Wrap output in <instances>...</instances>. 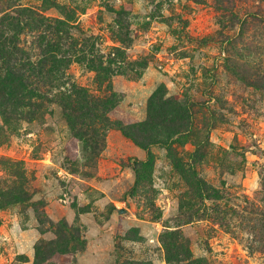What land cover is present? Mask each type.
<instances>
[{
  "label": "rangeland",
  "instance_id": "374dc122",
  "mask_svg": "<svg viewBox=\"0 0 264 264\" xmlns=\"http://www.w3.org/2000/svg\"><path fill=\"white\" fill-rule=\"evenodd\" d=\"M24 7L67 20L62 47L108 68L100 82L72 62L69 83L114 94L108 118L162 143L132 190L147 153L118 128L92 125L95 154L56 103L0 111V264L63 247L62 222L84 243L43 264H264V0H0V17ZM0 28L32 58L51 32Z\"/></svg>",
  "mask_w": 264,
  "mask_h": 264
},
{
  "label": "trees",
  "instance_id": "16d2710c",
  "mask_svg": "<svg viewBox=\"0 0 264 264\" xmlns=\"http://www.w3.org/2000/svg\"><path fill=\"white\" fill-rule=\"evenodd\" d=\"M13 6V4L6 5L5 10L10 9V12ZM15 12V16L4 14L0 17V25L3 29L12 26L11 29H13L14 35L11 37L19 35L28 27L31 29L35 28V26L40 28L41 25L44 26L45 30L50 29L51 32L48 31V35L44 32L36 36L37 51L35 55L37 57L32 58V55L27 54L24 49L16 47L12 41L6 43L7 38L4 39V33L0 31V60L3 62V67L0 69V111L8 112V116H4V121H7V124L11 121L10 113L11 116L19 115V113L16 114L17 107L21 109L36 107L39 110L45 101L56 103L61 106L74 137L84 145V150L88 148L90 152L93 151L95 154L102 149V134L98 130L93 129L92 125L96 122H101L105 127L118 128L147 153L144 161L135 158L131 163V168L136 176L132 190L137 189L143 179V171H148L153 164V156L149 149L150 145L152 143L160 144L162 141L153 137L152 128L146 129V133L143 136L137 135V137L135 135L137 133L136 126L123 125L120 121L112 122L108 118V113L114 108V104L117 103V97L114 94L107 97V99L95 98L89 95L84 88L73 82L69 83L66 77V69L72 62L86 64L85 66L96 72L97 79L100 82L108 75L109 71L99 61L100 59L93 58V55H91L93 57H88V54L82 49L81 51L85 54L77 53L76 46L78 41L76 39L67 48L62 47L63 38H69V26H72L67 20L53 19V24H50L48 21L50 19L44 17L36 10L32 11L24 7L15 8ZM38 21L42 24L37 23ZM30 113L31 109L19 118L30 115ZM185 120L189 122L188 118H185ZM61 224L56 234L60 237L59 243H64L63 247L48 249L51 243L49 242L46 250L41 251L43 246L38 245L35 251V264H43L55 253L68 252L69 246L74 249L77 242L80 244L84 243L78 236L71 235L74 233L69 230L66 223L62 222ZM179 258L168 259V261H176L178 263L179 260H184L183 257ZM116 264L145 263L124 261ZM186 264H198V262L190 260Z\"/></svg>",
  "mask_w": 264,
  "mask_h": 264
},
{
  "label": "water",
  "instance_id": "95a60500",
  "mask_svg": "<svg viewBox=\"0 0 264 264\" xmlns=\"http://www.w3.org/2000/svg\"><path fill=\"white\" fill-rule=\"evenodd\" d=\"M116 212L121 214V213L125 212V210L124 209H117Z\"/></svg>",
  "mask_w": 264,
  "mask_h": 264
}]
</instances>
